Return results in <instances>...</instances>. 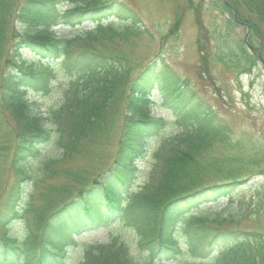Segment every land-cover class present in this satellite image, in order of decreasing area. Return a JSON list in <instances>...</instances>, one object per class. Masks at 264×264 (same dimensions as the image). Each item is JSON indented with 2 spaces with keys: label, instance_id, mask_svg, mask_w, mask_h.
<instances>
[{
  "label": "trees",
  "instance_id": "obj_1",
  "mask_svg": "<svg viewBox=\"0 0 264 264\" xmlns=\"http://www.w3.org/2000/svg\"><path fill=\"white\" fill-rule=\"evenodd\" d=\"M180 1L190 14L202 11L201 0ZM219 2L233 25L247 26L248 43H257L264 60V0ZM87 21L93 28L81 35H55ZM139 24L113 0H0V264H264V197L250 184L264 177V148L246 144L201 101L185 100L177 81L154 64L132 76L99 51L140 37ZM209 42L201 34L196 41L205 72L211 63L247 71L258 61L244 42L226 54L208 53ZM55 71L73 80L58 108L36 114L26 95L47 92ZM155 89L165 102L154 104L170 115L149 118ZM169 127L175 131L146 149V139ZM115 131L105 173L71 167L93 160L94 148ZM146 156L137 170L133 162ZM243 186L255 194L235 202ZM247 221L252 228L242 229ZM114 223L129 236L76 240Z\"/></svg>",
  "mask_w": 264,
  "mask_h": 264
},
{
  "label": "rangeland",
  "instance_id": "obj_2",
  "mask_svg": "<svg viewBox=\"0 0 264 264\" xmlns=\"http://www.w3.org/2000/svg\"><path fill=\"white\" fill-rule=\"evenodd\" d=\"M113 1L133 11L140 20L139 26L143 34L138 38H131L126 43L116 41V43L105 45L99 48L100 52L108 57L116 58L124 69L132 70V76L144 67L154 64L157 72H166L168 79L177 81L184 98L186 97L185 100L191 96L192 100L201 101L205 106L210 107L237 137L243 138L246 144L254 143L264 148L263 66L259 62H254L247 71L242 69L228 71L211 63L208 65V72H205L203 67L205 65L200 62L196 46L199 34L206 44L210 41L207 52L212 54L217 52V48L226 54L227 48L244 40L245 29L231 23L229 14L220 7V0H201L202 11L199 9L196 14L188 13L180 0ZM69 8L72 7L66 6L62 10ZM179 16H182L181 24L175 28L174 21ZM112 20L115 19L110 18L106 22ZM113 25L120 26L117 23ZM199 25L204 30L200 31ZM91 28H93L92 23L86 22L81 28L55 30V35L74 38ZM252 45L257 47L256 42ZM21 55L28 64L32 62L28 53L22 52ZM64 74L59 71L53 73L54 79L47 92L39 96L32 93L26 95L29 102L34 105L36 114H45L58 108L63 89L73 80ZM149 102L152 103V106L149 105L150 117L156 118L162 114H169L168 111L162 112L154 104V102L157 104L165 102L161 91L155 89ZM173 131L175 127H169L162 135L146 139V148L149 150L155 148L163 141L164 134ZM116 135L117 131L94 148L93 160L78 159L71 164V167L85 169L95 176L105 173L114 157ZM136 167L142 169L143 161H137ZM8 178L9 171H3L2 179L7 181ZM142 179L136 178L133 187L138 186ZM255 183L260 185V193L264 197V177L250 182V184ZM244 188V186L238 188L234 196L235 202H242L244 199L248 201L249 197L255 194L253 190ZM1 200L2 196H0V204ZM208 206L214 210L220 208L219 205ZM241 228L251 229L252 222H243ZM124 229L123 226L120 228L114 223L86 233L76 240L84 238L86 242L105 243L114 237H128L129 233ZM69 255L72 256V254ZM72 260L73 258H70L67 264H70Z\"/></svg>",
  "mask_w": 264,
  "mask_h": 264
}]
</instances>
